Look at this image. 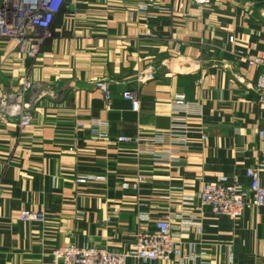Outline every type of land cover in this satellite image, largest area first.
Instances as JSON below:
<instances>
[{"label": "crops", "instance_id": "obj_1", "mask_svg": "<svg viewBox=\"0 0 264 264\" xmlns=\"http://www.w3.org/2000/svg\"><path fill=\"white\" fill-rule=\"evenodd\" d=\"M29 48L0 37V98L31 82L20 101L35 113L24 130L18 116L0 122V264H52L73 244L130 252L165 217L177 254L151 264H264V207L230 221L200 201L204 184L249 185L246 170L264 169L261 70L247 61L264 57V0H67L36 59ZM178 93L191 105L188 150L155 163L144 146L114 143L170 132ZM27 210L43 220L21 221Z\"/></svg>", "mask_w": 264, "mask_h": 264}, {"label": "built area", "instance_id": "obj_2", "mask_svg": "<svg viewBox=\"0 0 264 264\" xmlns=\"http://www.w3.org/2000/svg\"><path fill=\"white\" fill-rule=\"evenodd\" d=\"M188 1L195 6L205 7L215 0ZM66 4L67 0H0V37L17 41L23 49L30 46L28 56L36 59L45 41L51 38L55 19ZM247 61L250 66L261 70L255 91L264 104V57L248 56ZM33 88L34 85L31 82H24L21 84L20 92L8 93L0 98V122H4L9 117L18 116L21 130L32 125L35 120L33 105L21 102L20 99ZM96 89L104 95L107 104L110 105L112 98L109 84L99 81ZM123 97L131 102L134 111H139V101L135 92L126 91ZM172 105L174 117L170 132L136 138L122 136L114 140V143L136 144L139 148L144 146L148 151L147 154L150 153L153 156L155 163L156 161L165 163L168 157L172 160L170 157L176 153V150H188V117L191 114L189 110L191 105L186 96L181 93L174 96ZM78 127L86 126L79 123ZM89 130L91 135L99 140L112 141L105 124L92 122ZM148 145L151 148H146ZM157 166L161 165L157 164ZM263 173L264 169L261 166L248 168L246 178L250 181L249 185L237 181L230 184H204L200 193L201 205L220 219L239 220L247 209L264 207ZM145 181L144 176H138L133 188L139 190L140 185ZM125 187L130 188L128 185ZM20 219L23 222L40 221L43 220V215L27 210L22 212ZM190 225L202 228L201 223H190ZM176 254L177 243L173 233L172 218L165 217L156 222L152 229L140 231L137 234L134 249L130 252L114 253L103 247H78L73 244L55 248L52 251V264H128L130 260H138L141 264H151L159 261L169 262Z\"/></svg>", "mask_w": 264, "mask_h": 264}, {"label": "rangeland", "instance_id": "obj_3", "mask_svg": "<svg viewBox=\"0 0 264 264\" xmlns=\"http://www.w3.org/2000/svg\"><path fill=\"white\" fill-rule=\"evenodd\" d=\"M103 82H106V83H108V84H109V82H107V81H105V80H103Z\"/></svg>", "mask_w": 264, "mask_h": 264}]
</instances>
